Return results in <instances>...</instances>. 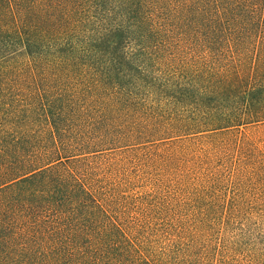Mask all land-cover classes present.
<instances>
[{"label": "trees", "instance_id": "trees-1", "mask_svg": "<svg viewBox=\"0 0 264 264\" xmlns=\"http://www.w3.org/2000/svg\"><path fill=\"white\" fill-rule=\"evenodd\" d=\"M257 122L264 0H0V264H264V145L192 144Z\"/></svg>", "mask_w": 264, "mask_h": 264}, {"label": "rangeland", "instance_id": "rangeland-1", "mask_svg": "<svg viewBox=\"0 0 264 264\" xmlns=\"http://www.w3.org/2000/svg\"><path fill=\"white\" fill-rule=\"evenodd\" d=\"M235 135L236 137L241 136L243 138H246V140H248L247 142L252 143L253 145H257V147L259 148H262V145H264V122L247 124L245 126L239 127L237 130H233L232 132H225V133L216 132L213 134L211 133L209 134L208 137L193 140L192 144H196V145L198 144V146L200 147H206L210 145L211 143L220 141L222 139H226V138L234 139ZM261 169H262V166H261ZM253 172L257 173L255 174L256 179L253 181H258V184H260L259 186L262 189V186L264 184L263 173L261 176V174L258 173L259 171L256 170ZM242 182H246V181L243 180ZM246 192L248 195L251 196V190H246ZM259 194L262 195V190L261 192L259 191Z\"/></svg>", "mask_w": 264, "mask_h": 264}]
</instances>
